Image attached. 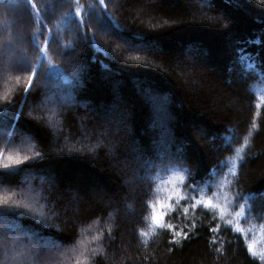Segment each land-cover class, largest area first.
I'll list each match as a JSON object with an SVG mask.
<instances>
[{"label": "trees", "instance_id": "1", "mask_svg": "<svg viewBox=\"0 0 264 264\" xmlns=\"http://www.w3.org/2000/svg\"><path fill=\"white\" fill-rule=\"evenodd\" d=\"M31 4L0 0V110L14 105L23 113L15 119L0 111V150L21 157L39 151L44 159L17 178L20 187L0 188V197L12 196L52 225L40 229L19 218L28 231L62 242L54 264H264V212L237 217L233 201L238 191L249 197L247 203H264V23L256 22L264 20V6L258 0ZM96 17L107 22L106 31L96 29ZM114 32L130 42L123 44ZM9 39L15 44L5 53ZM21 57L26 67L39 70L27 104L31 73L17 67ZM155 101L165 128L185 141L182 165L159 163ZM117 112L126 114L124 123L109 121ZM195 125L210 148L191 139ZM135 144L145 165L134 159ZM189 168L199 183L196 193L187 194L225 206V219L182 201L165 218L174 230L155 227L153 211L193 184ZM38 176H54L56 187L31 179ZM130 177L135 183L127 182ZM218 225L216 233L210 231ZM12 249L14 264H46L22 246Z\"/></svg>", "mask_w": 264, "mask_h": 264}, {"label": "snow or ice", "instance_id": "2", "mask_svg": "<svg viewBox=\"0 0 264 264\" xmlns=\"http://www.w3.org/2000/svg\"><path fill=\"white\" fill-rule=\"evenodd\" d=\"M27 3L31 4V0H26ZM228 3H238L239 0H226ZM251 2V0H249ZM100 5H104L105 0H99ZM259 5L264 6V0H258ZM31 7L33 9L36 8L35 4H31ZM261 11H264V7H261ZM79 15V13H77ZM105 14H101V16H104ZM257 23H264V20L257 19ZM93 21H85L81 20L80 24L84 26H88L89 24H92ZM94 26L98 31H106L108 28L107 22L102 19L101 17L94 18ZM4 28L7 30L8 24L7 22L4 23ZM43 33H41L42 35ZM79 34V33H78ZM113 35H116L118 39H125L126 43H129L126 38L122 37L119 33H112ZM136 39H140V37H137ZM258 42L257 41H254ZM48 42H45V47L47 46ZM15 44V41L12 39H9L4 42L3 44V50L5 53H7L8 49L13 47ZM42 54L44 52V49L41 50ZM135 59V58H133ZM26 60L24 57L20 58V64L17 65L21 71H29L31 74L28 75L27 78V87H25V97L23 100V103H28V97L35 91L34 88V80L38 77V69L36 68H30L26 67ZM104 67H107L106 65ZM249 68H252L253 66L250 64L248 65ZM146 92H150V90H145ZM152 99H157L156 97H151ZM36 100H39V95L35 97ZM257 108L260 107V105H256ZM162 109H157V111H161ZM4 112H11L13 114V118L15 119H23V113L22 112H16L15 106L0 110ZM115 119L118 124L124 123L127 119V116L123 112H117L115 116H110L109 121L112 119ZM127 128V126L125 125ZM21 137L23 136V133H20ZM165 138L161 139L160 144L157 146L160 149H163V151H160L159 153V163L163 166L173 165L178 166L185 163V157L182 154L180 149H177L175 152L171 150V145L174 143V137L172 136L170 130H166L165 132ZM44 157L41 155L39 151L35 153L34 157H29L27 155L21 157L19 154L12 155L8 154L5 155L3 150H0V188H7L11 189L13 186L20 187V183L17 182V178L21 176L22 173L26 172L28 168L34 167L36 160H42ZM134 159L137 163L141 165H145L147 161L144 159V156L141 152L137 150L136 155L134 156ZM243 159V158H241ZM26 162H33L28 163ZM23 166V167H22ZM232 175L235 177L238 174L236 172H233ZM188 178L193 181V184H184L185 194H181V191L178 189L176 191V194L174 197L170 196L168 199L170 201L169 204H161L160 205V211L155 212L153 211L152 214V223L155 227L166 229V230H174V225L171 223H166L165 218L166 216H170L171 212L177 211L181 207V202L183 201L184 204H190V208L192 210H195L197 207H200L204 210H207V212H211L213 214L218 213L219 219L224 220L225 214H226V207L222 206L221 204L214 203L211 198L208 199H198L196 195H188L187 193H196L197 192V184L199 181H197L196 173L189 168L188 170ZM33 181L39 180L42 184H47L49 188H55V177H47V176H38V177H31ZM181 182L183 183V178H181ZM238 182V181H237ZM235 187V186H233ZM249 197L244 195L241 192H235V195L233 197V201L235 202V206L239 209L235 212V215L237 217L244 216L246 213H255V212H264V203L256 204L253 200L252 203H247ZM244 200L246 203H239V201ZM175 203V207H173V202ZM189 207L184 206L182 208V215L187 217V214L189 212ZM31 209L28 207V205L20 204L17 201H14L12 196L5 195L3 197H0V253H3L5 256V259L8 258V253L11 251L13 246L17 247H23L25 252L31 256L34 260L40 261L44 260L46 264H54V261L56 260L57 256L60 254V250L63 247L62 242H59L56 239H44V237L41 235V232L34 231L30 232L28 231L24 225L19 222V218L21 217H27L33 221L34 224L38 225L40 229H51V224H46L42 220H37L34 215H30ZM215 218V215H214ZM225 223L228 225H231L233 222L231 220H225ZM195 227V226H194ZM219 230V225L217 228H211L210 231L213 233H216ZM237 233H242V229L239 227H236L234 229ZM142 235H147V233H142ZM182 233L179 231H174V236H181ZM183 238L188 239V234L183 233ZM248 252L255 257L257 254L253 251V248L251 245L248 246ZM261 260H264V254H261L260 256Z\"/></svg>", "mask_w": 264, "mask_h": 264}, {"label": "rangeland", "instance_id": "3", "mask_svg": "<svg viewBox=\"0 0 264 264\" xmlns=\"http://www.w3.org/2000/svg\"><path fill=\"white\" fill-rule=\"evenodd\" d=\"M120 42H122L123 44H126V42L124 40H121L120 39ZM135 50H138V49L135 48ZM194 52H195V50H194ZM187 59H189V58H187ZM195 64H196V66L194 68V71L197 72V71H199L197 69L199 66H198L197 63H195ZM1 78H2V76H0V79ZM155 104H156L155 105V108L158 109L159 108V103H156V101H155ZM230 104H231V106H235V104H234L233 101ZM236 106H237V104H236ZM161 113H162L161 111H156L155 117H154V120H153L154 121V127H153V129L156 130V136L159 138V140H161L162 138H165L166 139L165 132H166V130H169V129H166L165 128L164 115H161ZM166 119H168V118L166 117ZM150 130H152V129H150ZM190 130L192 131L191 132L192 133L191 134V139L194 140V141H196V143H198L199 145H201V146H203L205 148L206 147H209L210 148V145L212 146V144H210V143H208L206 141L205 136H204L201 128L198 125H195ZM135 145L137 146L136 147L137 150H142V149L139 148L140 146L138 144H135ZM173 145L176 148H178V149H180V148L182 149V148H184L185 141L183 140V138H181V139H174V143L172 144V146ZM137 150H136V153H137ZM135 178L136 177H130V179H128L127 182L133 184V183H135ZM0 254L2 255V260H1L0 264H5V263H7L6 261H8L10 264H14L15 262H17V257H16L17 255L14 252V249H11V251H9L8 258L7 259H5V256H4L3 253H0Z\"/></svg>", "mask_w": 264, "mask_h": 264}]
</instances>
